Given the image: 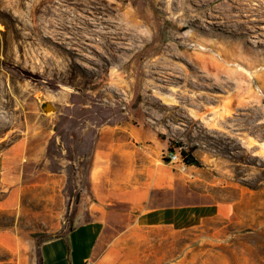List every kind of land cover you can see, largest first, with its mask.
Returning a JSON list of instances; mask_svg holds the SVG:
<instances>
[{
	"label": "rangeland",
	"instance_id": "obj_1",
	"mask_svg": "<svg viewBox=\"0 0 264 264\" xmlns=\"http://www.w3.org/2000/svg\"><path fill=\"white\" fill-rule=\"evenodd\" d=\"M200 79L241 102L251 84L264 116V0H0V154L26 139L31 186L21 215L0 214V227L17 225L30 242L65 236L99 128L139 107L167 111L181 89L192 106L215 101ZM251 175L174 197V206L240 203L232 218L210 214L153 240L149 264H264V163ZM0 264L22 263L0 248Z\"/></svg>",
	"mask_w": 264,
	"mask_h": 264
},
{
	"label": "crops",
	"instance_id": "obj_2",
	"mask_svg": "<svg viewBox=\"0 0 264 264\" xmlns=\"http://www.w3.org/2000/svg\"><path fill=\"white\" fill-rule=\"evenodd\" d=\"M224 75L235 78L230 82L238 90L237 75ZM176 78L173 73L166 81ZM199 81L202 92L215 101L203 98L192 106L176 86L182 92L170 91L178 100L167 111L139 107L132 118L99 128L82 187L83 212L78 204L72 214L76 224L65 236L30 242L17 225L0 227V248L22 264H149L153 240L188 229L190 222L199 224L210 214L232 218L240 201L174 206L172 199L188 197L193 184L238 187L237 182L248 181L254 165L264 163V116L258 115L260 104L252 102L251 84L241 102L230 94L218 98L216 80ZM189 145L193 153L184 151ZM177 150L196 158L187 173L166 158ZM27 156L26 139L0 154V214L21 215L31 188Z\"/></svg>",
	"mask_w": 264,
	"mask_h": 264
},
{
	"label": "built area",
	"instance_id": "obj_3",
	"mask_svg": "<svg viewBox=\"0 0 264 264\" xmlns=\"http://www.w3.org/2000/svg\"><path fill=\"white\" fill-rule=\"evenodd\" d=\"M168 161L181 172L187 173L189 166L185 162V155L182 150L171 151L166 155Z\"/></svg>",
	"mask_w": 264,
	"mask_h": 264
},
{
	"label": "water",
	"instance_id": "obj_4",
	"mask_svg": "<svg viewBox=\"0 0 264 264\" xmlns=\"http://www.w3.org/2000/svg\"><path fill=\"white\" fill-rule=\"evenodd\" d=\"M45 111L53 110L56 111V108L52 104H46L44 107ZM185 162L187 165L191 166L196 162V158L193 154H190L185 158Z\"/></svg>",
	"mask_w": 264,
	"mask_h": 264
},
{
	"label": "bare ground",
	"instance_id": "obj_5",
	"mask_svg": "<svg viewBox=\"0 0 264 264\" xmlns=\"http://www.w3.org/2000/svg\"><path fill=\"white\" fill-rule=\"evenodd\" d=\"M244 71V70H243ZM247 73V72H246ZM250 75V74H249ZM254 142V141H253Z\"/></svg>",
	"mask_w": 264,
	"mask_h": 264
}]
</instances>
